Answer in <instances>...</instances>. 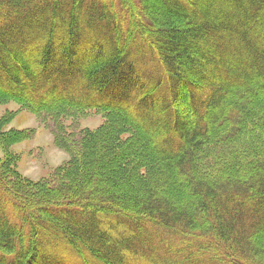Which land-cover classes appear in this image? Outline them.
Here are the masks:
<instances>
[{
  "label": "trees",
  "instance_id": "obj_1",
  "mask_svg": "<svg viewBox=\"0 0 264 264\" xmlns=\"http://www.w3.org/2000/svg\"><path fill=\"white\" fill-rule=\"evenodd\" d=\"M10 102L68 159L0 114V264H264V0H0Z\"/></svg>",
  "mask_w": 264,
  "mask_h": 264
},
{
  "label": "rangeland",
  "instance_id": "obj_2",
  "mask_svg": "<svg viewBox=\"0 0 264 264\" xmlns=\"http://www.w3.org/2000/svg\"><path fill=\"white\" fill-rule=\"evenodd\" d=\"M221 43L226 44L223 41H221ZM134 47L141 49L140 43H137V41L134 42V44H132V50L136 55L130 52L131 57H138L142 60L145 59V57H148L146 54L144 57L139 55V53L134 50ZM153 59L156 64L157 61L155 57ZM194 68L197 71L200 70V67L198 68L197 65ZM8 110L16 111V114L12 118L8 127L24 130V134L26 136L21 142L14 146V150L19 155L17 165L21 174L34 180L41 177H46L56 166L68 159V153L55 145L53 134L50 131V128L40 124V122H38L37 118L32 113L26 109L20 108L17 103L10 102L0 107V114ZM100 122L101 116L89 114L81 121V126L87 125L90 128H94L99 125ZM142 130H145V127ZM165 140L166 139L156 143V146L159 144L158 147H167ZM122 188H124L123 185ZM114 233L112 232L113 235H115ZM52 264L83 263L73 258V255L69 256L65 255L64 253L61 259L53 262Z\"/></svg>",
  "mask_w": 264,
  "mask_h": 264
}]
</instances>
